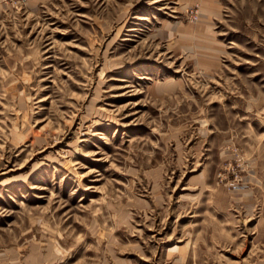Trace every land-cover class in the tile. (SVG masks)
Returning a JSON list of instances; mask_svg holds the SVG:
<instances>
[{
	"label": "rangeland",
	"instance_id": "374dc122",
	"mask_svg": "<svg viewBox=\"0 0 264 264\" xmlns=\"http://www.w3.org/2000/svg\"><path fill=\"white\" fill-rule=\"evenodd\" d=\"M0 264H264V0H0Z\"/></svg>",
	"mask_w": 264,
	"mask_h": 264
}]
</instances>
